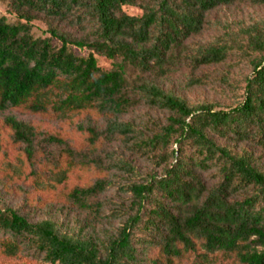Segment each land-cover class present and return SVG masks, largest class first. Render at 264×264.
Returning a JSON list of instances; mask_svg holds the SVG:
<instances>
[{"label":"trees","instance_id":"obj_1","mask_svg":"<svg viewBox=\"0 0 264 264\" xmlns=\"http://www.w3.org/2000/svg\"><path fill=\"white\" fill-rule=\"evenodd\" d=\"M237 2L264 6V0H7L14 21L0 15V113L115 118L143 104L168 115L147 134L115 119L102 130L78 126L79 149L59 131L1 119L17 147L20 174L32 184L48 175L66 183L86 168L105 177L108 167L82 150L94 154L131 137L158 169L142 174L127 160L112 162L132 177L123 187L130 202L123 224L103 238L0 208L1 262L28 249L43 264H201L218 253L237 264H264V162L256 163L248 147L264 152V17L214 24L207 43H190L209 12ZM124 7L141 13L128 15ZM34 22L46 36H34ZM94 55L109 66H99ZM217 65L227 66L223 83L231 92L222 106L189 104L158 81L179 75L186 87L205 84L194 72ZM242 66L237 80L231 71ZM44 146L59 149L52 157ZM209 171L215 180L207 186L200 173ZM104 189L96 178L55 198L84 208Z\"/></svg>","mask_w":264,"mask_h":264},{"label":"rangeland","instance_id":"obj_2","mask_svg":"<svg viewBox=\"0 0 264 264\" xmlns=\"http://www.w3.org/2000/svg\"><path fill=\"white\" fill-rule=\"evenodd\" d=\"M124 12L128 15H139L138 9L124 7ZM0 15L7 21L13 22L14 16L10 13L7 0H0ZM264 17V6H251L247 3L237 2L231 6L218 7L206 15V27L199 36L191 39L190 43H207L216 33L214 24H225L232 22L248 23L253 19ZM32 32L34 36L44 37L45 27L40 22L33 23ZM76 55L85 56V50H73ZM99 66L107 68L110 61L94 55ZM227 66L217 65L206 67L194 72L195 77L206 80L205 84L186 87L181 76L168 77L158 80L163 88L173 90L177 95L183 97L189 104L197 102H210L222 106L229 102L231 92L228 86L223 83ZM244 67H239L238 72L232 70L233 75L244 73ZM235 79V80H236ZM168 113L164 110L141 104L140 106L127 111L122 116L109 118L106 116H96L93 113H80L72 116H64L58 120L49 121L38 117H30L26 114H18L15 111H5L0 113V120L6 116H14L17 120L34 123L40 132L59 131L66 137L74 148L79 149L82 143V134L78 131V126L91 127L102 130L105 125L112 120L122 123H131L142 133H149L153 123H164ZM117 118V119H116ZM133 137L127 141L114 140L105 145L94 154H89L87 150H82V155L87 159H95L104 167H108L105 177L95 175V171L86 168L78 175H68L66 183L59 185L55 181L59 176L48 175L46 182L42 184H32L29 179L21 176V160L17 156V147L11 146L8 140V132L0 126V208H15L29 222L34 223L42 220H52L60 224L63 230L74 231L85 236L103 238L107 234H114L123 224L128 213L130 202L129 195L125 193L123 187L131 180V176L123 170L116 168L112 162L117 158H122L130 162L139 173L156 174L158 169L152 159L141 152H137L132 147ZM247 147V144H239V147ZM252 150L256 163L264 162V152L254 146H248ZM46 154L54 157L57 147L44 146ZM200 176L204 183L209 186L214 180L213 171L202 172ZM101 178L105 181V189L88 202L84 208L77 207L58 201L56 194L65 192L73 185H86L94 179ZM65 184V185H64ZM0 264H43L41 259H36V255L28 249L16 252L14 257H6ZM182 264H196L191 260H185ZM201 264H237L232 255L215 254Z\"/></svg>","mask_w":264,"mask_h":264}]
</instances>
